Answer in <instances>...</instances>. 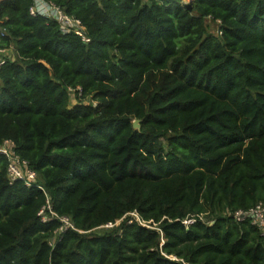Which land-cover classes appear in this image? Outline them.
Masks as SVG:
<instances>
[{
    "label": "trees",
    "instance_id": "16d2710c",
    "mask_svg": "<svg viewBox=\"0 0 264 264\" xmlns=\"http://www.w3.org/2000/svg\"><path fill=\"white\" fill-rule=\"evenodd\" d=\"M47 1L82 35L0 0V145L37 174L0 156V264H264L235 217L264 204V0Z\"/></svg>",
    "mask_w": 264,
    "mask_h": 264
},
{
    "label": "built area",
    "instance_id": "2783aa9c",
    "mask_svg": "<svg viewBox=\"0 0 264 264\" xmlns=\"http://www.w3.org/2000/svg\"><path fill=\"white\" fill-rule=\"evenodd\" d=\"M29 13L33 16L40 15L46 16L54 19L60 26V29L63 32H75L77 34L82 35L83 27L81 25L80 20L73 18L65 13V11L54 4L51 1L47 0H33V4L29 9ZM217 26L219 25V20L216 21ZM218 34H221L219 28L217 27ZM5 32L4 28L0 27V36H3ZM8 48H0V66L7 60L11 59V57L7 56ZM69 91H73L75 95V90L69 88ZM81 88H77V95L81 96L82 94ZM94 102V101H93ZM93 106L96 105L94 102ZM0 156H4L7 160V178L10 183L21 181L24 185L30 187L36 185L37 174L35 170H33L28 162L22 159L15 152V144L12 140L6 139L0 145ZM38 216L40 217L42 222H47L50 218H55L61 222V226L59 227L57 234L64 232L69 228H74L72 221L67 216H58L53 210L52 205L49 200H47L46 206H43L39 212ZM235 217L237 220H244L246 218H250L252 223L258 225L262 231V235L264 236V204L259 203L255 207L251 208L248 211H237L235 213ZM140 221V220H139ZM194 219H187L184 221L185 224H189L194 222ZM112 226V224H109ZM54 241L51 240L52 244ZM183 264H188L182 261Z\"/></svg>",
    "mask_w": 264,
    "mask_h": 264
},
{
    "label": "rangeland",
    "instance_id": "374dc122",
    "mask_svg": "<svg viewBox=\"0 0 264 264\" xmlns=\"http://www.w3.org/2000/svg\"><path fill=\"white\" fill-rule=\"evenodd\" d=\"M190 0H182V3L183 5L184 4H187ZM207 23H208V26H209V31L214 34V35H218V31H217V26L210 20H207ZM7 56L9 57H14V49L12 47L8 48L7 50ZM69 96L71 98V104L73 105V103H75V95H74V92L71 91L69 92ZM86 104H89L91 103L92 101L90 100H86L84 101ZM94 103V102H93ZM132 216H134L138 221L141 220L139 219V217H137L135 214H131ZM121 222V219L116 221L115 224L118 225L119 223ZM112 226L110 225H105L104 227H101V228H98L96 229L95 231L97 232H102L103 230L105 231L106 229H109L111 228Z\"/></svg>",
    "mask_w": 264,
    "mask_h": 264
},
{
    "label": "water",
    "instance_id": "95a60500",
    "mask_svg": "<svg viewBox=\"0 0 264 264\" xmlns=\"http://www.w3.org/2000/svg\"><path fill=\"white\" fill-rule=\"evenodd\" d=\"M132 124H133L134 129H140V120L139 119H135Z\"/></svg>",
    "mask_w": 264,
    "mask_h": 264
}]
</instances>
